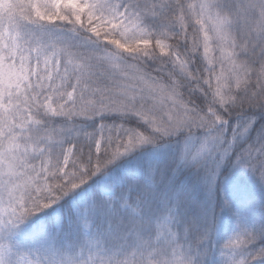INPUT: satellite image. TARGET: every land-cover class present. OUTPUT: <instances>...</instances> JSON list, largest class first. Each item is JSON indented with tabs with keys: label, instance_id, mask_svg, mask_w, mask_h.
Returning <instances> with one entry per match:
<instances>
[{
	"label": "snow or ice",
	"instance_id": "1",
	"mask_svg": "<svg viewBox=\"0 0 264 264\" xmlns=\"http://www.w3.org/2000/svg\"><path fill=\"white\" fill-rule=\"evenodd\" d=\"M0 264H264V0H0Z\"/></svg>",
	"mask_w": 264,
	"mask_h": 264
}]
</instances>
